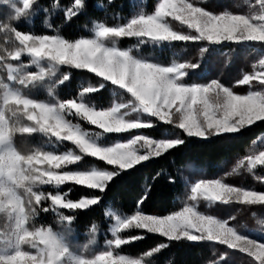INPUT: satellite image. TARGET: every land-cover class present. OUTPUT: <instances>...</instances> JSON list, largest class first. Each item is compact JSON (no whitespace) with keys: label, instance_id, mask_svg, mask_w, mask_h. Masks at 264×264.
I'll use <instances>...</instances> for the list:
<instances>
[{"label":"snow or ice","instance_id":"snow-or-ice-1","mask_svg":"<svg viewBox=\"0 0 264 264\" xmlns=\"http://www.w3.org/2000/svg\"><path fill=\"white\" fill-rule=\"evenodd\" d=\"M32 7L33 0H23V8L17 9V13L21 17L26 16ZM84 7L85 0H74V7L67 9V16L75 17ZM260 7L262 11L251 16L233 15L227 11L224 14H213L188 0H162L154 14H140L131 18L123 26L107 27L100 24L95 31L94 38L75 40H69L58 34L28 35L17 30L14 25L12 30L0 25L4 30L14 33L20 45L15 50L8 51L6 55L0 53V67L6 69L9 81L18 80L23 86L39 84L46 76H50L51 70H45L42 66L43 61L56 66L69 65L75 69H86L129 93L132 98L130 101L132 112H142L148 117H155L167 124H175L188 137L208 138L222 134H238L246 126L264 121V91H249L247 95H237L230 87L224 86L215 79L207 84L189 85L181 80V77L185 76L184 69H195L197 65L181 63L170 67L162 66L146 59L134 58L131 50L110 47L106 41L118 37H135L140 43L153 41H207L212 44L225 41L264 42V0H260ZM169 17L187 25L189 29L194 30L195 34H181L172 30L167 20ZM46 27L50 25L46 24ZM24 53L31 57V63L38 71L28 72L24 64L5 63L8 58L12 61H19ZM260 63L264 65V60ZM254 79H258L261 85H264V73L245 75L239 83L248 85ZM61 81V84L65 82ZM104 87L105 84L100 83L99 88L87 87L85 89L91 90L85 91L84 89V92L95 93ZM0 89L3 90L2 105H0V157H7L14 162L13 166L8 169L7 178L9 180L17 179L20 170V152L13 144V134L17 132H47L52 137H59L58 141L72 142L79 149L80 154L73 151L59 155L52 153L53 157L61 155L66 157V161L58 165L59 169L81 161V154L99 158L101 161H106L108 165L117 166L118 170H61L68 173L62 185L66 182H74L76 185L99 190L101 193L105 192L109 182H112L121 170L132 169L135 165L148 161L150 157H159L162 152H167L185 142L181 138L154 140L145 135H134L127 143L106 146L98 141L102 133H125L132 129L150 128L152 122L127 118L129 115L122 117L119 113L126 112L122 110L129 109L127 105L119 109L115 118L112 119L113 106L98 110L85 103L86 109L75 114L76 104L79 102L75 99L63 101H75L76 104L72 105L74 115L102 130V133H93L61 118L54 104L27 98L19 90L11 88L3 79H0ZM10 105L17 106V111H12V116H17L22 106L23 114L34 124L22 125L18 128L19 121L13 123L7 116ZM53 124L55 128L49 131ZM33 126L40 130L36 131ZM66 131L69 132L67 136L64 135ZM140 149H143L145 154H140ZM68 153L72 155L68 156ZM246 161L250 170L257 164L264 165V151H261L259 155L247 156ZM244 164L245 161L240 162L241 166ZM5 178L4 175H0V181ZM191 193L193 201L202 197L208 201L228 203L230 200H237L249 205H264V193L231 187L220 179L201 180L194 184ZM60 198L64 209L77 210L88 209L89 206H96L101 201V197L97 196L81 198L78 202H73L68 198V193L60 194ZM147 198L146 193L144 199ZM142 204L143 199L138 200V207ZM117 222L120 226V218H117ZM129 222L136 225L135 229H145L148 233H159L169 240L218 241L230 249L246 252L255 257L259 264H264V239L258 242L255 238L240 234L235 228L230 227L226 220L216 219L211 215H202L193 206H184L182 210L165 216L145 215L138 210L124 221V229H128ZM142 238L133 236L131 240L126 239L124 243L119 244L118 248ZM159 247L153 251H159ZM151 254V252L148 253V255ZM2 258L4 264H24L23 257L16 254L4 255ZM121 258L127 264H143L142 259H132L125 255H114V253L100 257L105 264L109 260L112 264H117Z\"/></svg>","mask_w":264,"mask_h":264},{"label":"trees","instance_id":"trees-1","mask_svg":"<svg viewBox=\"0 0 264 264\" xmlns=\"http://www.w3.org/2000/svg\"><path fill=\"white\" fill-rule=\"evenodd\" d=\"M161 1L85 0V7L75 17L70 18L65 17V11L74 7V0H36V4L47 11L53 12L56 9V16L50 20V28L64 38L75 40L91 38L92 30L99 24L107 27L123 26L140 14H154ZM188 2L215 13L222 11L243 13L246 9L242 0H188ZM7 15L8 11L0 10V22H3ZM13 25L17 28L15 22ZM173 27L176 30L186 31L176 23H173ZM43 31L40 30V33H49L46 32L47 30ZM5 35L14 37V33L0 27V43L6 41L2 38ZM117 47L120 50H131L135 58L146 59L166 67L181 63L195 64L197 65L195 69L189 68L186 83L205 84L215 79L241 92L245 87L237 86V83L254 69L259 58L256 47L264 48L261 44L253 45L251 48L238 43L211 46L204 41L173 44L140 43L126 37L118 38ZM66 74L69 75V80L61 84L60 81ZM100 83L105 84L100 91L84 92L87 87L99 88ZM20 86L25 96L48 104L67 99L80 101L83 93L84 102L98 110L111 107L114 103L129 101L131 98L127 92L104 81L102 77L71 66L60 68L58 77L54 78L52 83L42 81L36 85ZM11 122L14 123L16 120L12 118ZM142 133L157 140L181 138L185 142L159 157L121 171L112 182H109L103 193L72 186L74 190L69 194L72 201L101 197L98 205L72 214L76 217L73 237L75 241L86 240L85 229L95 220L100 224L98 243H101L102 235L108 234L110 230V220L107 218L110 210L122 216L134 215L138 210L145 215L157 216L171 215L180 211L192 202L191 184L197 180L221 179L234 186L264 192V168H258L251 173L245 171L234 173V167L239 161L258 150L259 141L264 137V121L238 134H222L205 139L188 137L176 125L158 124L155 120L154 126L142 130ZM133 135L134 132L109 136L106 138V145L127 141ZM13 144L20 154L34 150H53L54 153L61 154L72 149L71 144L68 143L57 144L54 148L37 134L19 132L13 134ZM68 169L69 171L116 170L104 161L92 157H85ZM146 193L148 198L144 199ZM142 199L143 204L138 207V200ZM200 210L226 220L240 234L255 238L258 242L264 239V205L204 203ZM54 216L53 213H48L47 220H41L42 215H40L38 222L52 224ZM121 235L125 239H131L133 236L143 238L122 245L116 249V252L130 258H141L148 264H259L250 255L217 243H192L186 239L169 240L158 234L138 230L123 232ZM157 247L159 251H153ZM149 252L152 254L148 255Z\"/></svg>","mask_w":264,"mask_h":264},{"label":"clouds","instance_id":"clouds-1","mask_svg":"<svg viewBox=\"0 0 264 264\" xmlns=\"http://www.w3.org/2000/svg\"><path fill=\"white\" fill-rule=\"evenodd\" d=\"M0 6H6L9 9L7 18L0 22L3 27L12 30L14 22L21 19L17 13L18 6L15 0H0ZM116 41L112 40L110 47L115 46ZM55 73L50 71V76ZM69 76H64L63 81H68ZM103 85H101L102 87ZM91 89H85L90 91ZM75 101L61 102L54 104L57 114L65 118V114H74L72 105ZM123 103H114L112 112L113 117L119 109L124 108ZM83 93L80 96L79 104H76V113L85 110ZM12 111H17L12 109ZM132 112V110L130 109ZM122 117L129 115V111L119 113ZM69 123H71L69 121ZM47 124V120H45ZM22 124H18L19 128ZM36 131L40 129L33 126ZM55 128L53 124L49 131ZM47 134V132L45 133ZM68 131L64 133L65 136ZM55 135V133H53ZM58 140L59 137H56ZM71 156V153L67 154ZM21 162L17 179L9 180L8 169L13 166V161L7 157H0V175L6 178L0 181V264H4L3 256L16 254L22 256L24 264H105L100 259L101 256H107L114 253L119 244L125 242L121 232L124 230V221L127 218L120 219V226L115 233L111 243L113 248L96 252L95 246L98 243L100 233V224L98 221L92 223L85 229L84 235L86 240L77 242L73 239L75 235V220L73 215H67L64 212L56 211V207L64 209L60 194H46L42 186L59 187L64 182V177L68 173L59 171L58 165L66 161V157L61 155L53 157L51 151L34 150L25 154H20ZM53 160L55 162H53ZM50 201L53 211L56 212L53 223H39L40 214L49 212V207H44L43 202ZM58 201H60L58 203ZM128 229L136 227L128 223ZM107 264H112L111 260ZM117 264H127L121 258Z\"/></svg>","mask_w":264,"mask_h":264},{"label":"rangeland","instance_id":"rangeland-1","mask_svg":"<svg viewBox=\"0 0 264 264\" xmlns=\"http://www.w3.org/2000/svg\"><path fill=\"white\" fill-rule=\"evenodd\" d=\"M238 1H241V0H238ZM242 1L246 5V9H244V12L243 13L230 12L231 14H233V15H248V16H251V15L259 14L262 11L261 10V7H260V0H242ZM15 2L17 3L18 6H20V7L23 6V0H15ZM0 10H2V11L3 10H6L9 13V9L6 6H0ZM205 10H207V9H205ZM56 12H57L56 9L53 12H51V11H47V10H44V9L38 7L37 4H36V0H33V7L29 9V14L26 15V16H22L21 19L18 22H15V24L17 25V30H20L23 34H28V35L42 34V33H40V30H44L43 32H45L47 30L46 32H49V33H46V35H57L58 33L54 32L50 27H46V24L47 25H50V20H52V18H54L56 16ZM224 12H226V11H224ZM224 12L222 11L220 13H215V12H212V13L213 14H224ZM227 12H229V11H227ZM65 17L70 18V17L67 16V11H65ZM167 20H168L170 26L172 27V30L177 31V32H179L181 34H195V32H194L193 29H189L187 27V25L182 24L180 21L174 20L171 17L167 18ZM173 23L178 24L179 27L185 29L186 31L183 32V31H180V30H176L173 27ZM97 27H98V25L92 30L93 36L91 38H94L95 31H96ZM7 36L8 35L2 36L3 40H6V41H4V43H0V53H2L4 55H6V53L8 51H13L17 47L20 46L19 45V41H17L15 39V36L14 37H9V36L7 37ZM118 38H125V37H118ZM118 38L109 39V40L106 41V44L108 46H112L111 45V41L112 40H115L116 41L115 46H116V48L119 49V47H117ZM126 38L134 39V40H136V41L139 42V39L138 38H135V37H126ZM180 42H184V41H172V42H155V41H153L151 43H157V44H166V43H168V44H173V43H180ZM188 42H192V41H188ZM204 42L206 44H208V45H211V46L212 45L213 46H221V45L232 44V43H238V44H241V45H244V46H248V47H251V48H252L253 45H260L261 44V45L264 46V42H235V41H225V42H221L220 44H212V43L207 42V41H204ZM145 43H148V42H145ZM256 50L259 52L258 61L255 64L254 69L250 73H247L245 75H256L258 73H264V65H261V63H260L261 60H264V48L256 47ZM5 63H12L13 65L24 64L26 66V71H28V72L38 71V69L36 68V66L35 65H32V63H31V57H29L27 55V53L22 54L21 59L19 61H12L10 58H8L5 61ZM42 64H43L42 66L45 68L46 71L47 70H51V71H53L55 73L53 76H46L45 77L44 81H49L50 83H52L54 81V78H57L58 77V72L60 71V68L65 67V66H69V65H57L56 66L54 64L47 63V61H43ZM81 70H86V69H81ZM184 72H185V76L181 77V80H182V82L186 83L185 80L187 79L188 74L190 72L189 68L184 69ZM0 79H3L4 82L7 83V84H9V86L11 88L16 89V90H19L23 94L22 87L20 86L19 81L18 80L17 81H9L7 79V71L3 67H0ZM239 82L237 83L238 84L237 86H244L245 87V90H243L242 92L241 91H235V90H233L230 87L232 89V91L235 94H237V95H247L249 91H264V85H261V83H260V81L258 79H254L248 85H242ZM208 83H210V82H208ZM186 84L191 85L190 83H186ZM205 84H207V83H205ZM224 86H226V85H224ZM227 87H229V86H227ZM2 95H3V90L0 89V105H2ZM130 97H131V95H130ZM27 98H30V97H27ZM131 99L132 98H130L129 101H126V102H118V103H123V104H125V105L128 106L129 109L122 110V111H129L130 114H129V116L127 118H136V119H140V120H150L152 122V127L154 126V120H155V122H158V124H160V123L167 124V123H165L163 121H159L155 117H148L146 114H144L142 112H131L130 111V109L132 107V105L130 103ZM37 102H43V101H37ZM77 102H80V101H77ZM43 103H46V102H43ZM16 108H17V106H15V105H10L9 106V110L7 111V116L10 117V120L12 118L14 120H16V121L18 120L20 122V124H22L24 126H31V125L34 124L33 121H29L27 119V116L23 114V108H22V106H20V111L17 113V116H12V109H16ZM73 113H74V110H73ZM65 118L67 120H69L71 123L79 125L81 127V129H83L85 131H89V132H93V133L94 132H101L102 133V130L101 129L97 128L94 125H91L88 121L82 119L79 116H76L74 114H67L66 113L65 114ZM260 122H262V121H258L255 124L260 123ZM81 124H83V125H81ZM172 125H175V124H172ZM152 127H150V128H152ZM248 127H251V126H246V128H248ZM145 129H148V128L132 129V130H129L128 132H125V133L134 132L135 135H145V136H147L145 133H142V130H145ZM14 134H16V133H14ZM29 134H37V135H39L40 137L44 138L47 141V143L49 145L53 146L54 148H55V146L57 144H62V145L66 144V143L71 144L72 149L70 151H73V152H76L77 154H80L79 153V149L72 142H70V141H58L55 137H52L50 134H45V133H29ZM119 134H123V133H102V135L98 138V141L101 144L106 145V142H107L106 141V138H108L109 136L119 135ZM148 138L149 139H154V138H151V137H148ZM198 138H200V137H198ZM130 139H128L127 141H118L117 143H127ZM169 139H173V138H169ZM203 139H205V138H203ZM154 140H157V139H154ZM113 145H109V146H113ZM106 146H108V145H106ZM137 148H139V145H137ZM50 151L53 154H56V153H54L53 150H50ZM261 151H264V137L259 141V148H258V150H256L252 155L253 156L254 155H259V153ZM163 153H165V152H162L161 154H163ZM61 154H64V153H61ZM140 154H145V152H144L143 149H140ZM57 155H59V154H57ZM81 155H82V159L85 158V157H90V156H86V155H83V154H81ZM92 158H94V157H92ZM154 158H156V157L155 156L150 157L149 160H152ZM94 159H98L99 160V158H94ZM241 161H245L244 166H241L240 165V162ZM241 161H239L237 163V165L234 167V173H240V172H244V171L251 173V172L257 170L258 168H264V165L257 164L255 168H253V169L250 170L247 167L246 158L243 159V160H241ZM104 162L107 163L106 161H104ZM144 162H147V161H144ZM144 162H141V163H144ZM70 166L71 165H67V166L63 167L62 169H59V171H61V170H68L69 171L68 168ZM111 166H113L114 168H116V170H118L117 169V166H115V165H111ZM135 166H137V165H135ZM127 170H129V169H127ZM121 171H125V170H121ZM201 180H197L194 183H192L191 184V188L194 186L195 183H199ZM221 181L223 183H226L223 180H221ZM226 184H228L231 187H239V188H242V186H234V185H231L229 183H226ZM72 186H80V187L87 188L86 186L76 185L74 182H66L64 185H60L59 187L51 186V185H49V186H42V190L46 194H49V193L55 194V193L58 192L59 194L64 195V193H68V198L70 199V197H69L70 195L69 194L74 190V187H72ZM242 189L245 190V191H255V190H248V189H244V188H242ZM64 190L65 191L67 190V191L65 192ZM91 190H95V189H91ZM95 191H99V190H95ZM257 192H259V191H257ZM261 193H264V192H261ZM191 195H192V193H191ZM191 201L192 202L190 204L186 205V206H193V207H195L196 210L200 214H202V215H210V214H206L204 211L200 210V207L204 203H207V204H222V205H227V204H230V203H242L241 201H237V200H230V201H228V203H224L223 201H208V200H204L202 197L198 198L195 201H193L191 199ZM73 202H78V201H73ZM43 206L44 207H49L50 210L47 213H43L42 212L40 214V215H42V218L40 217L41 220H45V219L47 220V214L48 213H53L54 215L56 214V212L53 211V209L51 207V202L50 201L43 202ZM92 207H94V206H89V208H92ZM78 210H85V209H78ZM78 210L77 209H62V208H59L58 206L56 207V211L64 212L67 215H72L75 212H77ZM211 216H213V215H211ZM127 217H129V216L119 215L116 211H112V210L108 211L107 218L110 220V230H109V233L108 234H106V233L103 234V235H105L104 237L102 235V238L103 239L101 240V243H97V245L95 246V251L97 253L100 252V251L108 250V249H111V248L114 247V245L111 244V241H112V239H114L116 230L119 227L118 222H117V218L123 219V218H127ZM213 217L216 218V219H220V218H218L216 216H213ZM229 226L232 227L230 224H229ZM133 230L147 232V230H145V229H135V228H131V229H124L121 232V234L123 232L133 231ZM149 234H158V235H160L159 233H149ZM99 235H100V233H99ZM128 240H131V239H128ZM201 242L217 243V244L221 245L218 241H197V242H192V243H201ZM223 246L229 248L227 245H223ZM235 250H239V249H235ZM117 254L118 253L116 252V249H115L114 255H117ZM246 254H248V253H246ZM119 255H121V254H119ZM253 258L255 259V257H253ZM132 259H141V258H132ZM142 261H143V264H148V263H146L145 260L142 259Z\"/></svg>","mask_w":264,"mask_h":264}]
</instances>
